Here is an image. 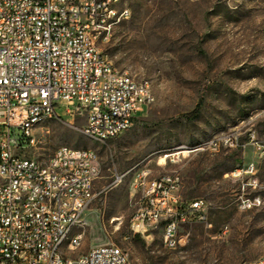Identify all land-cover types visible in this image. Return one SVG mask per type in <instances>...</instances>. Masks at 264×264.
<instances>
[{
    "label": "rangeland",
    "instance_id": "1",
    "mask_svg": "<svg viewBox=\"0 0 264 264\" xmlns=\"http://www.w3.org/2000/svg\"><path fill=\"white\" fill-rule=\"evenodd\" d=\"M131 16L103 45L115 66L150 82L154 100L123 134L107 141L83 132L86 112L66 103L33 129L22 156L47 160L63 145L92 148L101 173L85 212L77 257L95 245L122 247L132 264H249L264 257V205L238 207L241 193L264 196V0H126ZM203 96L199 115L189 119ZM69 110V111H68ZM4 128L0 127V135ZM254 135V139L252 138ZM223 137L238 146L207 144ZM185 150L180 157L165 153ZM254 164V171L247 172ZM242 171L239 176L232 173ZM178 174L184 200L203 199L206 219L182 224L176 248L163 242V224L151 238L133 235L132 218L143 198L139 175ZM245 186V187H244ZM188 234V235H187Z\"/></svg>",
    "mask_w": 264,
    "mask_h": 264
},
{
    "label": "built area",
    "instance_id": "2",
    "mask_svg": "<svg viewBox=\"0 0 264 264\" xmlns=\"http://www.w3.org/2000/svg\"><path fill=\"white\" fill-rule=\"evenodd\" d=\"M131 13L126 0H0V264H132L113 243L67 255L82 244L85 212L96 196L101 166L94 149L63 145L45 161L18 153L32 143L34 126L64 103L85 110L83 132L103 142L123 134L154 100L150 82L119 70L103 48ZM222 144L238 146L237 138L185 149L218 151ZM254 169L251 163L246 171ZM148 173L139 175L143 198L133 235L152 239L163 224L165 246L176 248L184 240L181 225L205 220L207 204L183 199L178 174L147 179ZM247 185L264 188L258 178ZM263 205L261 193L238 197L242 211ZM249 264H264V257Z\"/></svg>",
    "mask_w": 264,
    "mask_h": 264
},
{
    "label": "trees",
    "instance_id": "3",
    "mask_svg": "<svg viewBox=\"0 0 264 264\" xmlns=\"http://www.w3.org/2000/svg\"><path fill=\"white\" fill-rule=\"evenodd\" d=\"M204 100H203V96L200 97L199 99V102L197 103L196 107L194 108L193 111L185 114V117L189 118V119H192V118H196L200 111H201V108H202V104H203ZM25 141L23 140L22 143H24ZM136 236H139V235H136Z\"/></svg>",
    "mask_w": 264,
    "mask_h": 264
}]
</instances>
